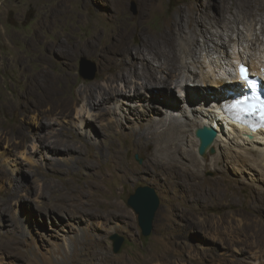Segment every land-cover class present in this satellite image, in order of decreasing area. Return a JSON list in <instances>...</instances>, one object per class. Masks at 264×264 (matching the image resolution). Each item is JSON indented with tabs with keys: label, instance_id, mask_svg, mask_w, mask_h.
<instances>
[{
	"label": "rangeland",
	"instance_id": "1",
	"mask_svg": "<svg viewBox=\"0 0 264 264\" xmlns=\"http://www.w3.org/2000/svg\"><path fill=\"white\" fill-rule=\"evenodd\" d=\"M157 1L161 6L145 23L144 36L159 31L169 17L175 16L178 8H187L192 2ZM212 1L200 0L194 6L198 13H203L213 9ZM55 2L0 0V264H75V259L82 264L89 254L78 243L76 249L81 251L76 255V249L70 243L85 238V235L93 241L95 251L115 264H144L143 261L145 264H233V257L240 259L234 264H249L255 261L245 257L247 252L253 251H257L263 263L264 202L247 186L253 179L252 173L243 174L244 183L238 185L242 187L240 189L228 188V178L220 181L218 188L221 192L217 193L220 195L210 194L207 204H187L175 189L165 190L162 180L153 176L150 165L154 153L152 147L146 148L145 138L138 140L136 134L140 128H153L146 123L149 119L160 118L152 110L165 111L163 103L166 100L161 95L150 91L143 99L131 96L130 100L106 102L104 104L111 107L103 114L92 111L100 117L93 121L94 128L84 132L75 115L77 109L86 104L79 97L84 96L86 89L106 87L105 73L100 65L102 59L88 40L97 34L95 44H110L112 47L109 36L117 25L100 17L95 2L94 6L91 2L83 5L71 0L67 2L64 17L42 32L47 47L42 42H32L33 30L43 18L46 6ZM96 2L101 6L105 0ZM127 7L126 22L133 29L139 24L137 3L130 0ZM225 15L232 16L230 13ZM245 22L247 20L238 23L235 30L245 34ZM212 27L211 31H215L216 26ZM259 28L260 24H257L253 36L259 35ZM3 32L6 36L14 34L10 43ZM139 35L124 39L126 47L122 49L126 54H134L140 47L143 35ZM198 41H201L200 37ZM232 47L233 42H229L231 57ZM37 76L41 84L57 88L56 97L29 93V84ZM153 80L156 82L155 78ZM115 84L121 87L120 82ZM179 90L175 84L171 85L172 94L175 95L176 91V96L182 95ZM178 100L186 109L182 97ZM51 117H56L57 123L52 129L58 131L48 136L45 148L37 147L32 135L47 133L38 127ZM62 128L73 138L78 137L75 147L80 151L81 160L91 167L75 161L77 151L64 152L51 147L57 146L54 137ZM189 146L187 143L185 147L189 149ZM196 154L202 162L204 157ZM214 154L216 150L205 157L212 160ZM123 172H127L126 177ZM201 175L207 181L218 176L209 168ZM17 182L23 185L22 189L16 188ZM140 186L153 188L159 201L148 236L141 234L137 215L127 204L128 197ZM116 211L118 216L106 220L105 215ZM177 211L182 218L174 215ZM244 223L254 225L255 234L243 229L241 225ZM187 224L189 231L182 237H178L179 231L172 230L174 226L179 230ZM114 234L123 238L116 253L110 239ZM65 243L70 246L66 251L63 248ZM240 249L243 255L238 252ZM93 258L87 264H105L101 258Z\"/></svg>",
	"mask_w": 264,
	"mask_h": 264
},
{
	"label": "bare ground",
	"instance_id": "2",
	"mask_svg": "<svg viewBox=\"0 0 264 264\" xmlns=\"http://www.w3.org/2000/svg\"><path fill=\"white\" fill-rule=\"evenodd\" d=\"M70 1L56 0L54 4L46 6L43 18L40 19L33 30L32 42L45 44L41 35L42 32L55 26L64 17L67 2ZM74 1L83 5L90 2L94 4L95 2L99 8L98 11L101 12L100 17L106 22L117 25L109 36L112 47H110V44H95L94 39L97 34L88 40L89 44L93 46L94 52L102 59L100 65L105 73V79L103 80L106 87L101 90L86 89L83 93L84 96L79 97V100H84L86 104L82 105L80 109L78 108L75 115L78 123L84 128V132H86V129L94 128L93 121H95V118L100 117H97L99 114H93L92 111L103 114L108 107H111L104 103L112 100L118 101V99L130 100L133 98L131 96L143 99L148 92L152 91L166 100L163 103L165 111L162 109L161 111H158V109L152 110L151 112H156L160 118L150 117L151 119L146 123H149L153 128L146 130L140 128V132L136 135L138 140L145 138L146 148L152 147V152H154L152 162H150L153 168L152 174L162 180L161 185L165 190L175 189L187 204H207L210 194L214 192V196L220 195L217 194L221 192V189L218 188L220 181L228 178L230 184L226 186L236 190L239 188L238 185L244 183L243 174L249 172L252 173L253 179L247 186L252 188L253 193H258L261 197L260 200L264 202V130L259 129L250 132L246 127L232 122L226 117L225 112V107L228 104L239 99L236 92H240L242 87L237 79H232L235 71L234 62L236 60L245 62L248 64L249 69L257 74L264 67V0H213L211 2L213 9L206 10L203 13H198L196 6H194L200 0H192L187 8H178L175 16L169 17L159 31L150 33L147 36H144V25L149 17L155 15L156 11L159 10L158 8L161 5L159 6L157 0H133L137 3L139 21V24L133 29L128 27L125 17L130 0H105V3L101 6L100 3L96 2L97 0ZM234 8L235 12L232 13ZM226 13H230L232 16L227 17ZM244 20H247L244 26L245 34H243V31L235 30L237 24L243 23ZM257 24H260L259 35L255 34L253 36L252 31L255 30ZM212 26L219 27L222 30L218 31L215 28V31H211ZM235 32L236 37H233ZM3 33L8 43H10V39L14 38V34L10 35V33L9 36H6L5 32ZM136 34L143 35L141 45L135 50L134 54L133 52L126 54L125 50L122 49L123 46L126 47V43H123V41L126 37L135 36ZM198 37L201 38V41H198ZM58 41L61 44V40ZM229 42H233L234 45L231 53L233 57L228 53ZM211 44H215V46ZM58 46L61 49L60 45ZM45 47H47L46 44ZM120 48L122 51L119 50ZM108 73H110V76H108ZM152 78H155L156 82L151 81ZM31 82L32 84H29L31 95L40 94L56 97L54 94L57 92V88L54 85L41 84L38 76ZM118 82L121 83V87L115 84ZM113 84H115L114 87ZM174 84L175 87L180 89L179 92H183L182 95L176 96V91L175 95L172 94L170 88ZM128 88L130 89L128 90ZM200 92H202V95L199 94ZM178 97L179 99L182 97L186 109L181 107ZM170 100L174 102L171 103ZM162 112H164V115H162ZM53 118L47 119L46 123L44 122L38 127L41 130L45 129L47 133L41 135V133L35 132L32 135L33 141L38 144L37 147L45 148L46 144L44 143L48 141V136L52 132L56 133L58 131L52 129L57 123L55 122L57 121L56 117ZM202 127H210L216 131V138L212 143V148L216 150V154L211 157L212 160L203 156L204 158L200 162L196 154L199 142L194 132ZM72 136L68 135L67 131L62 128L54 137L57 146H50L64 152L77 151L78 156L75 161L89 167L90 165L86 161L81 160L80 151L75 147L78 137H74V139ZM88 136L91 137L89 134ZM68 143L72 145L70 146ZM187 143L192 147L189 146V149H187L185 147ZM117 163L121 169L122 166H120L119 160ZM208 168L218 175L217 178L207 181L202 177L201 173ZM123 175L126 177L127 172H123ZM231 175L237 178H232ZM18 182L16 188L22 189L23 185ZM240 188L242 187L240 186ZM207 196L209 197L205 198ZM118 215L119 212L116 211L105 215V218L110 220ZM174 215L177 218H182V214L178 211ZM188 226L189 224L179 230L174 226L172 230L179 231L180 235L178 237H182L186 231H189L190 227L188 228ZM241 227L255 234L253 231L256 230L254 225L244 223ZM168 228L167 230L170 231L171 229ZM87 238L85 235V238L72 240L73 242L70 243L75 249L77 244L81 243L82 249L89 254L90 259L88 257L82 264L91 263L93 257L96 259L101 258L105 261V264H115L111 262L112 260L108 261L104 258L99 251H95L93 241ZM91 243L93 245H90ZM63 246L64 251H66V248L70 249V246L66 243ZM79 251L81 249L75 250L76 255H79ZM238 252L241 255L244 254L241 249ZM256 252H247L245 259L249 258V260L255 261V263L250 261L249 264H264V259L262 263ZM58 254H61L60 251H58ZM239 260L233 257L232 263H237ZM245 261L248 262V260ZM73 262L80 264L76 259ZM124 263L126 262L124 261ZM143 263L145 264L144 261Z\"/></svg>",
	"mask_w": 264,
	"mask_h": 264
},
{
	"label": "water",
	"instance_id": "3",
	"mask_svg": "<svg viewBox=\"0 0 264 264\" xmlns=\"http://www.w3.org/2000/svg\"><path fill=\"white\" fill-rule=\"evenodd\" d=\"M90 76H87L89 78ZM216 131L210 127H202L195 130L194 135L198 139L197 153L203 157L207 153L213 154L212 143L216 138ZM127 204L137 215V223L143 236H148L153 228L154 214L159 206L158 197L153 188L148 186L138 187L134 194L127 199ZM112 250L116 253L123 238L114 234L111 236Z\"/></svg>",
	"mask_w": 264,
	"mask_h": 264
},
{
	"label": "snow or ice",
	"instance_id": "4",
	"mask_svg": "<svg viewBox=\"0 0 264 264\" xmlns=\"http://www.w3.org/2000/svg\"><path fill=\"white\" fill-rule=\"evenodd\" d=\"M238 68L240 70L241 81L245 82L249 88L255 89V82L249 79L248 75L246 74V69L244 65L238 64ZM247 99L248 98L245 97L243 100H235L228 107L235 111L238 118L244 111H247L249 115H254L257 112H259L261 126H264V100L259 101L258 105L252 104V105H248L247 109L242 108L241 105L245 104Z\"/></svg>",
	"mask_w": 264,
	"mask_h": 264
}]
</instances>
